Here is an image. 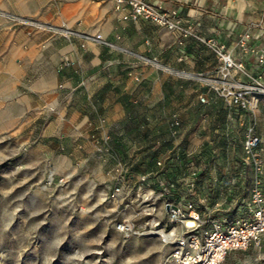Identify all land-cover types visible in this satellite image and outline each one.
Returning a JSON list of instances; mask_svg holds the SVG:
<instances>
[{"label": "crops", "instance_id": "0c3cea01", "mask_svg": "<svg viewBox=\"0 0 264 264\" xmlns=\"http://www.w3.org/2000/svg\"><path fill=\"white\" fill-rule=\"evenodd\" d=\"M163 2L176 24L172 29L142 17L123 19L130 7L116 9L114 0H0L2 11L66 25L115 44L59 37L28 26L12 28L0 16V60L6 71L27 75L25 90L38 103L37 115L53 119L49 125L56 134L72 136L76 146L90 149L89 157L103 165L143 168L147 181L140 188L155 198L172 170L164 159L169 167L157 166L165 154L182 151L185 158L192 136L211 127L212 120L221 135L235 129L245 136L254 133V111L264 107V99L247 108L231 104L203 81L189 77L215 72V48L220 46L243 63L244 74L233 71L235 79L264 72V64L247 49L264 50V0ZM245 32L247 48L240 43ZM132 54L155 58L167 69ZM241 167L254 173L248 159ZM138 178L133 173L125 177L126 195L132 194Z\"/></svg>", "mask_w": 264, "mask_h": 264}, {"label": "rangeland", "instance_id": "374dc122", "mask_svg": "<svg viewBox=\"0 0 264 264\" xmlns=\"http://www.w3.org/2000/svg\"><path fill=\"white\" fill-rule=\"evenodd\" d=\"M0 16L12 28L24 26ZM3 61L0 264H174L171 245L146 224L154 219L159 221L156 228L169 230L173 223L167 219L166 203H177L185 212L191 205L199 215V233L213 223L225 227L245 213L254 173L241 167L247 160L241 129L221 135L212 120L211 127L192 136L185 158L182 151L165 154L157 166L168 168L164 159L172 170L161 184V196L155 198L152 191L140 188L147 181L141 179L143 168L103 165L99 158L89 157L90 149L76 146L72 136L56 134L55 126L49 125L54 120L35 112L38 103L25 90L27 75L6 71ZM254 112L252 130L264 147V107ZM130 173L139 178L131 186L132 194L126 195L124 179ZM119 174L124 179H118ZM115 187L119 193L110 197ZM122 219L140 227L139 233L118 232L114 226ZM221 264H264V235L258 243L228 253Z\"/></svg>", "mask_w": 264, "mask_h": 264}, {"label": "built area", "instance_id": "2783aa9c", "mask_svg": "<svg viewBox=\"0 0 264 264\" xmlns=\"http://www.w3.org/2000/svg\"><path fill=\"white\" fill-rule=\"evenodd\" d=\"M124 6H129L130 11L122 16L123 19L135 20L142 17L168 29L176 26L171 20L170 12L163 0H114L116 9H121ZM0 13L13 23H20L55 36L75 37L107 46H115L99 35L79 31L66 25L40 22L2 11ZM248 37L249 34L245 32L240 38V43L244 48H247L243 44L245 38ZM247 49L256 55L259 64H264V50L256 47ZM215 51L219 60L215 72L208 75L193 74L189 77L198 78L218 96L242 108L256 105L259 100L264 99V72L247 75V80L244 81L237 80L233 77V71L244 74L243 63L234 60L221 46L216 47ZM132 55L145 64L167 69L160 65L155 58L138 54ZM199 99L201 102H205L204 96ZM243 148L254 169L253 185L243 215L235 217L225 227L213 223L209 229L199 233L197 231L201 225L199 215L191 210V205H188L189 210L185 212L183 207L177 203H166L167 219L169 223H173L169 230L160 226L156 228L159 221L154 219L146 222L150 228L155 229L153 231L158 233L163 242L171 245L169 258L174 264H221L228 253L244 250L252 243H258L260 237L264 235V159L261 156L259 136L250 130L244 139ZM145 178L146 176H141L142 180ZM119 190V187H115L110 193V197H115ZM140 213L136 212L135 214ZM188 219L193 221V226H187ZM114 228L126 236L139 233L140 229L128 219L116 222Z\"/></svg>", "mask_w": 264, "mask_h": 264}, {"label": "bare ground", "instance_id": "6f19581e", "mask_svg": "<svg viewBox=\"0 0 264 264\" xmlns=\"http://www.w3.org/2000/svg\"><path fill=\"white\" fill-rule=\"evenodd\" d=\"M192 213H194V212H192ZM186 224H187V226H193V221L188 219Z\"/></svg>", "mask_w": 264, "mask_h": 264}]
</instances>
